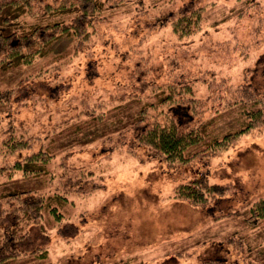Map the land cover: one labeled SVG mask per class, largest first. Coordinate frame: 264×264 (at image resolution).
I'll return each instance as SVG.
<instances>
[{
    "label": "rangeland",
    "instance_id": "rangeland-1",
    "mask_svg": "<svg viewBox=\"0 0 264 264\" xmlns=\"http://www.w3.org/2000/svg\"><path fill=\"white\" fill-rule=\"evenodd\" d=\"M116 1L88 44L59 39L47 57L0 75V90L12 92L0 114V195L58 196L43 211V232L30 227L29 250L8 264H264L255 207L264 200V128L173 168L132 141L165 107H147L148 118L130 126L153 87L184 76L203 103L199 121L214 120L209 130L241 127L227 97L247 80L264 87V0H194L205 10L188 38L170 20L191 0ZM12 129L30 135L34 150L49 148L46 173L12 168L22 158L2 144ZM194 178L226 190L202 206L178 199L176 187ZM8 207L1 199V219Z\"/></svg>",
    "mask_w": 264,
    "mask_h": 264
},
{
    "label": "trees",
    "instance_id": "trees-1",
    "mask_svg": "<svg viewBox=\"0 0 264 264\" xmlns=\"http://www.w3.org/2000/svg\"><path fill=\"white\" fill-rule=\"evenodd\" d=\"M116 4H123V0L113 3ZM108 6V0H0V75L47 57L59 39L72 38L78 46L88 44L98 24L105 19ZM204 10V6L197 5L194 0L189 1L171 17L172 33L179 38L198 33ZM173 80L153 87L151 94L154 99L145 102L130 123L133 126L144 122L148 118L145 113L147 107L166 108L162 111L164 118H154L150 124L139 126L132 141L148 148L154 158L168 167L186 166L196 153L205 154L209 150L215 154L239 135L251 129L264 128V87L259 90L247 80L235 88L227 97L228 110L236 114L240 123L243 120V124L234 131L215 135L211 127L209 130L214 120L203 122L198 119L204 112L203 103L195 97L192 83L184 76ZM23 88L19 87L20 90ZM25 89L30 90L29 86ZM7 91L0 90V114L8 109L6 104L12 92L6 95ZM196 119L198 123L191 125ZM32 141L30 135L23 131L15 133L12 129L2 144L8 152H18L22 157L12 165L13 169L25 175L44 174L52 158L47 152L49 148L45 150L40 146L34 150ZM199 143L200 150H194L193 147ZM225 190L224 185L210 183L207 178H194L177 186L176 196L202 206L209 198L224 194ZM1 199H5L9 207L6 215L0 218V264H8L29 250L30 227L35 226L43 232V211L50 209V202L57 200L58 196L45 198L31 190L14 189L1 194ZM255 207L257 216L264 217V200L256 203ZM30 252L39 257L47 255V251L39 252L37 249Z\"/></svg>",
    "mask_w": 264,
    "mask_h": 264
}]
</instances>
